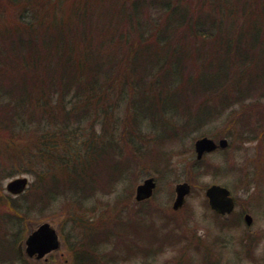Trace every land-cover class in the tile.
I'll use <instances>...</instances> for the list:
<instances>
[{
    "label": "trees",
    "instance_id": "obj_1",
    "mask_svg": "<svg viewBox=\"0 0 264 264\" xmlns=\"http://www.w3.org/2000/svg\"><path fill=\"white\" fill-rule=\"evenodd\" d=\"M98 1L0 0V264H28L16 243L52 214L83 231L71 264L145 255L143 229L181 244L176 231L160 235L161 208L129 209L137 161L161 175L166 143L190 133L264 139V0ZM214 169L192 159L186 177ZM16 174L32 180L13 198L1 181ZM215 221L209 244L222 257L230 227ZM111 234L121 249L100 256Z\"/></svg>",
    "mask_w": 264,
    "mask_h": 264
},
{
    "label": "rangeland",
    "instance_id": "obj_2",
    "mask_svg": "<svg viewBox=\"0 0 264 264\" xmlns=\"http://www.w3.org/2000/svg\"><path fill=\"white\" fill-rule=\"evenodd\" d=\"M111 1L99 0L95 6L97 9L105 8L107 3ZM191 67L195 73L198 72L196 66L192 65ZM215 125L218 126L219 130L227 127L218 123H215ZM232 130L234 131L233 127ZM197 135L198 133H190L181 140H172L173 142L166 143L165 146L170 147L167 151L170 155V163L168 169L161 175L157 174L149 166L142 165L137 161L135 171L140 166L143 168H139L133 177L135 178L133 180L134 186L126 200L129 209L134 205H136V209L140 205L145 208H161L165 216L163 218L155 217L158 228L163 227L160 235L173 230L176 231V234H182L183 242L180 245L166 244L162 247L160 244L151 241L153 230L143 229L137 234L139 239L136 241L137 246L135 247H139L137 250H146V254L133 256L127 260L118 261L117 259V261H112L108 264H200L199 261L204 249L209 254V264H264V139L243 142L234 139V137L227 138L231 147L226 152L217 151L205 157V162L213 165L215 169L207 176L188 180L186 177V166L195 157L193 144L198 138ZM237 164L238 169L232 170V166ZM21 176L27 177L30 182L32 180L29 175L25 174H16L13 177L4 179L1 181L4 194H7L5 190L6 183L15 177ZM150 176L156 182L153 197L143 203L136 202L134 199L135 187ZM184 181L191 185V191L186 197L184 206L178 211H173L171 208L174 198L173 188L175 184ZM211 184H219L226 187L236 203L235 210L225 219L227 221L226 226L229 225L230 230L224 234L232 242L231 245H228L229 254H223L226 258L225 256L216 257L213 250L210 249L208 232L210 233L216 227V221L205 203L204 189ZM121 188H123L122 185L117 186L116 190L110 194L99 195L98 199H100L101 204L97 203V205L102 207L107 202L112 203L115 197L120 194ZM92 202H94V199ZM188 213H190V217H186ZM244 213L251 215L253 219L250 228L245 227L242 221ZM98 214L96 212L91 215L93 221H98ZM31 220L33 223L35 222L33 221L34 219ZM43 221L49 222L56 229L60 240L59 249L47 255L46 260L35 261L34 259H28L24 255H18L17 258L20 259L22 257L28 264H71L69 248L71 245L81 242V238L84 237L83 233H81L83 231H80L78 227H72L63 216L56 217L52 214L51 217L43 219ZM32 222H30L29 232L39 224H31ZM252 234H255L254 236L257 238L253 245V252L257 261L255 258L251 259L246 255L248 249L251 248V246H248L250 240L246 238L247 240L244 241L245 246L241 245V242L239 243L245 235ZM26 236L16 243V250L19 244L24 242ZM157 236H159V232L154 234V237ZM223 238L224 236L222 235L221 239ZM120 244L121 242L117 236L111 234L109 242L101 246L99 255L102 256V254H108L109 251L121 249ZM188 249L189 251H187ZM158 250L163 251L157 252ZM92 257L93 260L99 259L94 254ZM218 259L219 262L216 263ZM14 264H22V262L15 260ZM100 264H105V262L101 259Z\"/></svg>",
    "mask_w": 264,
    "mask_h": 264
},
{
    "label": "water",
    "instance_id": "obj_3",
    "mask_svg": "<svg viewBox=\"0 0 264 264\" xmlns=\"http://www.w3.org/2000/svg\"><path fill=\"white\" fill-rule=\"evenodd\" d=\"M228 141L224 138L216 143L208 137H201L194 142V151L196 159L200 160L204 154L215 151L216 149H225ZM28 185L26 177H18L7 182L5 189L11 195H19L23 193ZM155 181L152 177L146 178L136 187L135 200L142 201L151 197L155 188ZM175 198L172 203V209L178 210L185 202V197L190 192V185L186 182L178 183L174 187ZM204 195L211 210L221 215H228L234 209V200L230 196L227 188L212 184L205 189ZM245 223L251 224V217L244 216ZM59 240L55 230L49 223L40 224L33 230L25 240V253L28 257H35L40 260L51 251L59 248ZM18 251L22 254V245L18 246Z\"/></svg>",
    "mask_w": 264,
    "mask_h": 264
},
{
    "label": "flooded vegetation",
    "instance_id": "obj_4",
    "mask_svg": "<svg viewBox=\"0 0 264 264\" xmlns=\"http://www.w3.org/2000/svg\"><path fill=\"white\" fill-rule=\"evenodd\" d=\"M247 213H244L243 214V216H242V221H243V223H244V225H245V227H247V228H250V226L252 225V223H253V219L251 220V224H249V225H247L246 223H245V220H244V216L246 215ZM252 218V217H251ZM255 234H252V235H245V237H243L242 239H241V245H244L245 246V243H244V241H246L247 239L246 238H248L250 241V243H249V245L248 246H251V248L250 249H248V251H247V253H246V255L249 257V258H251V259H254L255 258V260L257 261V258H256V255H254V252H253V245L255 244V241L257 240V238L254 236ZM252 241V242H251ZM146 251V250H145ZM145 251H143V252H145ZM214 252V251H213ZM213 252H212V254H213ZM228 252V251H227ZM215 254V256L216 257H219L217 254H216V252H214ZM209 255V254H208ZM208 258H209V256H208ZM217 262H219V259L216 261V263Z\"/></svg>",
    "mask_w": 264,
    "mask_h": 264
}]
</instances>
